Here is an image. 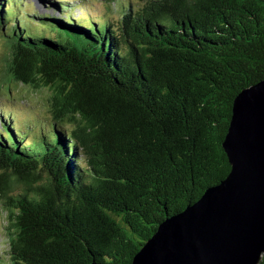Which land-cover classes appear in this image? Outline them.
Masks as SVG:
<instances>
[{
    "label": "trees",
    "instance_id": "obj_1",
    "mask_svg": "<svg viewBox=\"0 0 264 264\" xmlns=\"http://www.w3.org/2000/svg\"><path fill=\"white\" fill-rule=\"evenodd\" d=\"M10 4L0 88L47 89L53 123L29 140L0 114L8 264H132L229 174L234 99L264 79V0H126L119 25L48 15L43 31Z\"/></svg>",
    "mask_w": 264,
    "mask_h": 264
},
{
    "label": "water",
    "instance_id": "obj_2",
    "mask_svg": "<svg viewBox=\"0 0 264 264\" xmlns=\"http://www.w3.org/2000/svg\"><path fill=\"white\" fill-rule=\"evenodd\" d=\"M231 170L161 221L132 264H261L264 260V79L237 94L223 142Z\"/></svg>",
    "mask_w": 264,
    "mask_h": 264
},
{
    "label": "rangeland",
    "instance_id": "obj_3",
    "mask_svg": "<svg viewBox=\"0 0 264 264\" xmlns=\"http://www.w3.org/2000/svg\"><path fill=\"white\" fill-rule=\"evenodd\" d=\"M63 5V10L69 14H75L83 22H104L110 21L119 25L121 21L120 6L126 0H58ZM12 7L20 16L22 22L34 30H48L46 22L39 17L54 16L61 18L57 9H53L50 3L43 0H10ZM10 4V5H11ZM49 15V16H48ZM11 28L6 24L3 31ZM2 31L0 30V82L5 66L4 56L7 51ZM47 89L34 92L27 85L3 84L0 88V114L5 117H12V123L20 125L28 132V139H36L39 135L47 133L53 120L46 104ZM9 121V120H8ZM7 217L3 206L0 204V264H8V237Z\"/></svg>",
    "mask_w": 264,
    "mask_h": 264
}]
</instances>
